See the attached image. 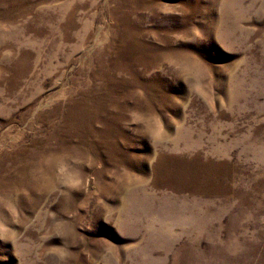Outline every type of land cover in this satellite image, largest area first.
<instances>
[{"label": "rangeland", "instance_id": "rangeland-1", "mask_svg": "<svg viewBox=\"0 0 264 264\" xmlns=\"http://www.w3.org/2000/svg\"><path fill=\"white\" fill-rule=\"evenodd\" d=\"M0 264H264V0H0Z\"/></svg>", "mask_w": 264, "mask_h": 264}]
</instances>
